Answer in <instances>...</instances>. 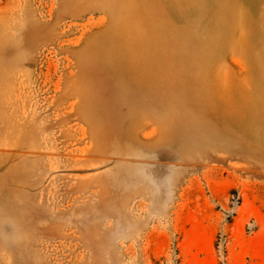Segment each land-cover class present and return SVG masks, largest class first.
Returning a JSON list of instances; mask_svg holds the SVG:
<instances>
[{"label": "rangeland", "instance_id": "obj_1", "mask_svg": "<svg viewBox=\"0 0 264 264\" xmlns=\"http://www.w3.org/2000/svg\"><path fill=\"white\" fill-rule=\"evenodd\" d=\"M0 264H264V0H0Z\"/></svg>", "mask_w": 264, "mask_h": 264}]
</instances>
